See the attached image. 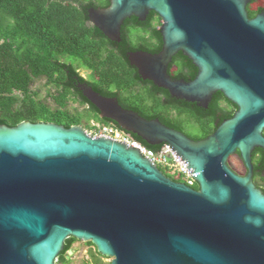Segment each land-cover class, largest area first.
I'll use <instances>...</instances> for the list:
<instances>
[{"label":"water","instance_id":"water-1","mask_svg":"<svg viewBox=\"0 0 264 264\" xmlns=\"http://www.w3.org/2000/svg\"><path fill=\"white\" fill-rule=\"evenodd\" d=\"M250 2L111 0L89 10L117 41L126 18L156 11L162 50L129 53L141 77L204 107L222 91L238 110L196 140L77 84L102 117L150 144H170L199 188L82 124L0 123V264H57L70 236L92 241L110 264H264V190L253 163L255 149L264 150V11L250 18ZM179 51L199 69L190 81L168 71ZM238 151L245 175L230 165Z\"/></svg>","mask_w":264,"mask_h":264},{"label":"trees","instance_id":"trees-1","mask_svg":"<svg viewBox=\"0 0 264 264\" xmlns=\"http://www.w3.org/2000/svg\"><path fill=\"white\" fill-rule=\"evenodd\" d=\"M248 4L250 18L264 11V6ZM111 0H0V123L15 126L23 120L54 121L70 127L92 121L111 124L102 117L78 87L86 82L102 95L117 97L120 104L147 119L159 118L166 125L184 131L193 139L212 134L226 119L234 116L238 105L222 91L214 93L208 107L173 96L150 79L141 77L129 59L132 51L158 53L163 48L162 18L151 10L145 20L130 16L122 25L121 40H112L89 18L90 8L108 7ZM174 65L177 70L172 71ZM89 71L88 77L81 69ZM174 78L194 79L199 69L191 58L179 51L169 65ZM44 81L45 98L35 84ZM50 98L54 104L46 99ZM78 107H71V102ZM185 118L192 128L184 130L177 118ZM127 133H130L124 130ZM131 136L159 151L165 145L150 144L136 133ZM239 152V151H238ZM256 183L264 190V150L253 152ZM257 153H260L257 157ZM160 168L176 181L163 166ZM193 187L199 188L196 182ZM78 239L70 236L60 252L57 264H72L69 251ZM94 246L85 264H110Z\"/></svg>","mask_w":264,"mask_h":264},{"label":"built area","instance_id":"built-area-1","mask_svg":"<svg viewBox=\"0 0 264 264\" xmlns=\"http://www.w3.org/2000/svg\"><path fill=\"white\" fill-rule=\"evenodd\" d=\"M86 130L93 136L113 138L138 148L144 156L150 158L159 167L163 166L167 168L176 178H182V182L190 186H193L197 182L193 168L189 167L188 162L170 144L165 143L161 150L155 151L134 139L124 130L111 124H102L98 121H92L91 126Z\"/></svg>","mask_w":264,"mask_h":264},{"label":"rangeland","instance_id":"rangeland-1","mask_svg":"<svg viewBox=\"0 0 264 264\" xmlns=\"http://www.w3.org/2000/svg\"><path fill=\"white\" fill-rule=\"evenodd\" d=\"M264 5V0H257L255 3H253V6H259ZM81 74L83 76L88 77V70L85 68L81 69ZM40 87L41 88V97L45 98L46 96V87L44 86V81H39L35 84V88ZM50 104H54L50 98L46 99ZM71 107L74 109L75 107H78L77 102H71ZM179 122L182 125V128L184 130H188L192 128V123L183 118H177ZM192 130L196 131V128H192ZM231 166L233 169H235L236 172L240 174L245 173V167L243 163L241 162V159L237 155H232L229 159ZM91 248H94V246L90 245L88 242L84 240H78L74 243L72 252L70 254V258L72 259V264H85V261L89 258V251ZM106 261L110 262L111 258H106Z\"/></svg>","mask_w":264,"mask_h":264},{"label":"flooded vegetation","instance_id":"flooded-vegetation-1","mask_svg":"<svg viewBox=\"0 0 264 264\" xmlns=\"http://www.w3.org/2000/svg\"><path fill=\"white\" fill-rule=\"evenodd\" d=\"M255 3V2H254ZM250 4V3H249ZM259 6H264V5H259ZM259 6H256V7H254L253 6V4H252V7H254V8H258ZM90 9H92V8H90ZM148 17V16H147ZM173 60V59H172ZM177 65H174L173 66V68H172V71H175V70H177ZM168 71H169V69H168ZM170 73V72H169ZM83 75V74H82ZM88 75H89V71H88ZM170 75L173 77V75L170 73ZM174 78V77H173ZM174 79H177V78H174ZM178 79H183V78H178ZM254 154V153H253ZM237 156H239V158L241 159V162L243 163V165H244V167H245V173H244V175L247 173V168H246V166H245V164H244V162H243V160H242V158H241V156H240V154H239V152H237V154H236ZM259 155H260V153H257V157H259ZM253 163H254V160H253ZM231 165V164H230ZM240 174V173H239ZM254 181H255V183H256V180H255V164H254ZM256 185L258 186V187H260V188H262L261 186H259L257 183H256ZM263 189V188H262Z\"/></svg>","mask_w":264,"mask_h":264},{"label":"bare ground","instance_id":"bare-ground-1","mask_svg":"<svg viewBox=\"0 0 264 264\" xmlns=\"http://www.w3.org/2000/svg\"><path fill=\"white\" fill-rule=\"evenodd\" d=\"M186 161V160H185ZM187 162V161H186Z\"/></svg>","mask_w":264,"mask_h":264}]
</instances>
